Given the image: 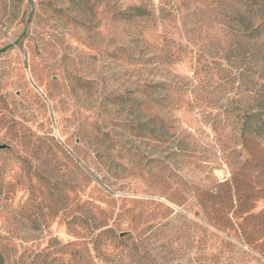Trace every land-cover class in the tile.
I'll list each match as a JSON object with an SVG mask.
<instances>
[{"label": "rangeland", "instance_id": "rangeland-1", "mask_svg": "<svg viewBox=\"0 0 264 264\" xmlns=\"http://www.w3.org/2000/svg\"><path fill=\"white\" fill-rule=\"evenodd\" d=\"M140 2L150 14L125 20ZM234 7L0 0V264H264V156L211 124L235 90L190 79ZM167 39L184 49L172 72L128 58ZM164 88L176 106L127 101Z\"/></svg>", "mask_w": 264, "mask_h": 264}, {"label": "trees", "instance_id": "trees-1", "mask_svg": "<svg viewBox=\"0 0 264 264\" xmlns=\"http://www.w3.org/2000/svg\"><path fill=\"white\" fill-rule=\"evenodd\" d=\"M150 7L140 2L129 7L123 17L127 21L140 19L150 14ZM158 11L164 15V7H159ZM224 17L226 28L223 31L228 45L218 59L210 58L202 50H195L190 76L194 85L192 89L197 94L223 91L224 96L229 95L227 90H235L222 107L224 120L215 118L211 124L213 128L220 126L222 121V125H230L243 148L264 156V0H235L233 14H225ZM162 46L159 54L128 58L143 66L157 63L172 72L171 66L179 63L184 49L168 39L164 40ZM157 86L166 88L168 84ZM165 88V94L156 98L152 96L155 92L147 90L150 98L142 100L129 96L127 101L131 106L137 103L149 108H155V104L164 108L176 106L177 99L184 93L180 91L172 96L169 92L174 90ZM156 120L160 127L165 126L162 117L154 115V122Z\"/></svg>", "mask_w": 264, "mask_h": 264}, {"label": "water", "instance_id": "water-1", "mask_svg": "<svg viewBox=\"0 0 264 264\" xmlns=\"http://www.w3.org/2000/svg\"><path fill=\"white\" fill-rule=\"evenodd\" d=\"M8 46H5L3 48L0 49V52L4 51Z\"/></svg>", "mask_w": 264, "mask_h": 264}]
</instances>
